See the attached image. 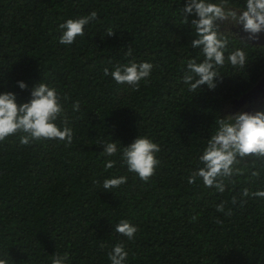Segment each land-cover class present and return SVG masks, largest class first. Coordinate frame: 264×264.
<instances>
[{
    "label": "trees",
    "instance_id": "obj_1",
    "mask_svg": "<svg viewBox=\"0 0 264 264\" xmlns=\"http://www.w3.org/2000/svg\"><path fill=\"white\" fill-rule=\"evenodd\" d=\"M176 2L0 0V91H14L25 102L34 84L49 82L67 98L74 127L67 147L53 141L25 146L17 137L0 142V252L8 251L13 264H51L57 252H66L70 264H110L107 254L121 240L128 264H264V201L240 203L244 188L264 187V157L239 160L245 175L223 194L186 182L215 118L238 112L233 103L264 79V44L248 41L245 68L224 69L214 91L205 88L191 101L177 80L181 59L195 50L190 28L176 20L182 7ZM93 11L83 38L59 44L60 23ZM128 47L155 65L138 90L103 72L124 62ZM18 80L28 89L21 91ZM77 100L81 109L73 113ZM261 109L264 97L250 106ZM139 134L161 148L160 166L147 183L119 160L105 170L99 145L112 137L127 146ZM113 174H127L128 182L113 193L101 191L96 181ZM120 219L137 226L134 240L115 233Z\"/></svg>",
    "mask_w": 264,
    "mask_h": 264
},
{
    "label": "clouds",
    "instance_id": "obj_2",
    "mask_svg": "<svg viewBox=\"0 0 264 264\" xmlns=\"http://www.w3.org/2000/svg\"><path fill=\"white\" fill-rule=\"evenodd\" d=\"M176 4L182 5L177 8L176 20L190 28V48L195 50L194 54H189L186 48L188 54L181 59L177 83L192 101L205 88L214 91L225 75L224 69L239 72L248 64V41L257 40L264 33V0H177ZM96 16L93 11L60 23L59 44L71 46L77 37L83 38ZM106 34L113 35V30H107ZM124 56V62L113 64L111 69L105 67L104 76H110L115 83L132 90H138L142 82L149 83L155 65L148 60L136 59L131 47L124 51ZM16 86L21 91L29 87L23 80L16 81ZM66 99L55 86L44 80L31 87L30 98L25 102H20L14 91H0V142L17 137L25 146L45 141L70 146L74 140V127L65 108ZM80 109L78 100L72 103L73 113ZM99 145L103 147L105 170L113 169L119 160L126 173L135 174L145 183L155 175L161 163L158 158L160 145L149 134H139L127 146L112 137L102 140ZM249 156L264 157V109L217 116L198 152L196 166L188 171L186 182H200L223 194L238 177L245 175V170L236 165ZM260 175L259 171L251 172L252 177ZM128 178L127 174H113L96 183L101 191L113 193L114 189L125 185ZM248 199L264 201V187L255 191L244 188L241 205ZM233 203H236L235 199ZM216 210L224 211L223 202L216 205ZM114 231L132 241L138 228L130 220L120 219ZM9 257L8 251L0 252V264H13ZM128 258L129 252L122 240L114 243L107 254L110 264H128ZM51 264H70V257L66 252H57L52 255Z\"/></svg>",
    "mask_w": 264,
    "mask_h": 264
},
{
    "label": "rangeland",
    "instance_id": "obj_3",
    "mask_svg": "<svg viewBox=\"0 0 264 264\" xmlns=\"http://www.w3.org/2000/svg\"><path fill=\"white\" fill-rule=\"evenodd\" d=\"M241 35H244V34L241 33ZM257 41L260 42L259 44H264V33L260 34V37L259 39H257ZM262 97H264V82H262L260 86L257 87V89L249 93V95L246 98H243L240 101L234 102L232 105V108L235 111L246 110V111L253 112L254 109L251 111L250 106L251 105L254 106L256 103H258L261 100Z\"/></svg>",
    "mask_w": 264,
    "mask_h": 264
},
{
    "label": "water",
    "instance_id": "obj_4",
    "mask_svg": "<svg viewBox=\"0 0 264 264\" xmlns=\"http://www.w3.org/2000/svg\"><path fill=\"white\" fill-rule=\"evenodd\" d=\"M242 36H243V35H242ZM251 42H253V43H258V44L260 43V42L257 41V40H253V41H251ZM262 82H264V79H263L262 81H260L258 85H256V87L254 88V90L257 89V87L260 86V84H261ZM254 90H253V91H254ZM242 99H243V98H242ZM239 101H240V100H239ZM236 102H237V101H236Z\"/></svg>",
    "mask_w": 264,
    "mask_h": 264
}]
</instances>
